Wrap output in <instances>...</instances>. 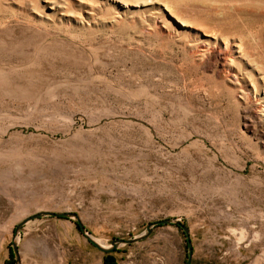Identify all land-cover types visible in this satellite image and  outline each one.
Returning <instances> with one entry per match:
<instances>
[{
	"label": "rangeland",
	"instance_id": "obj_1",
	"mask_svg": "<svg viewBox=\"0 0 264 264\" xmlns=\"http://www.w3.org/2000/svg\"><path fill=\"white\" fill-rule=\"evenodd\" d=\"M263 79L264 0H0L5 263L264 264Z\"/></svg>",
	"mask_w": 264,
	"mask_h": 264
},
{
	"label": "water",
	"instance_id": "obj_2",
	"mask_svg": "<svg viewBox=\"0 0 264 264\" xmlns=\"http://www.w3.org/2000/svg\"><path fill=\"white\" fill-rule=\"evenodd\" d=\"M42 216H56V217H64V218L74 219L78 225V229L88 238V240L92 244H94L98 249H100L103 252H110V251L117 249L121 245L130 244V243L136 242L138 240H141L142 238L146 237L152 231V228L155 225L175 224L182 229V231L184 232L185 237H186L187 256H186V259L184 261V264H191L193 245H192V241L190 238L189 227L176 217H166V218H161V219H157L154 221H150L146 224L145 228L141 232H139L135 235L126 237V238H124V237H113L110 241V244L106 245V244L98 241L96 239V237H94L92 235V233L81 222L77 212L69 211V210H60V211L39 210L37 212H34V213L24 217L19 222H17L15 227H14L13 234L11 236V243H10L11 250H12V253L14 256V264H21V256L19 253L18 239H19V234H20L22 226L24 224H26L27 222H29L33 219L42 217Z\"/></svg>",
	"mask_w": 264,
	"mask_h": 264
},
{
	"label": "crops",
	"instance_id": "obj_3",
	"mask_svg": "<svg viewBox=\"0 0 264 264\" xmlns=\"http://www.w3.org/2000/svg\"><path fill=\"white\" fill-rule=\"evenodd\" d=\"M20 252V249H19ZM22 260V259H21ZM6 237L1 234L0 236V264H6Z\"/></svg>",
	"mask_w": 264,
	"mask_h": 264
},
{
	"label": "bare ground",
	"instance_id": "obj_4",
	"mask_svg": "<svg viewBox=\"0 0 264 264\" xmlns=\"http://www.w3.org/2000/svg\"><path fill=\"white\" fill-rule=\"evenodd\" d=\"M183 25L185 24L184 23V21H182V20H179ZM235 44V43H234ZM235 46H236V44H235ZM238 46V45H237ZM238 51V50H237ZM240 52V51H239ZM262 78V77H261ZM264 80V79H263ZM264 91V90H263ZM260 97H261V95H260ZM262 98H264V95H263V97ZM261 99V98H260ZM262 101H263V99H261ZM264 103V102H263ZM260 106V105H259ZM262 106V105H261ZM264 106V105H263ZM264 108V107H263ZM261 111V110H260ZM264 111V110H263ZM262 112V111H261Z\"/></svg>",
	"mask_w": 264,
	"mask_h": 264
},
{
	"label": "trees",
	"instance_id": "obj_5",
	"mask_svg": "<svg viewBox=\"0 0 264 264\" xmlns=\"http://www.w3.org/2000/svg\"><path fill=\"white\" fill-rule=\"evenodd\" d=\"M76 226L78 227L77 223L75 222Z\"/></svg>",
	"mask_w": 264,
	"mask_h": 264
}]
</instances>
